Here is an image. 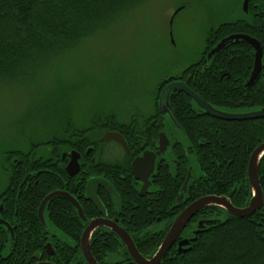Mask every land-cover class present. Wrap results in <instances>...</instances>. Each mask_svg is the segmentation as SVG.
<instances>
[{
	"label": "trees",
	"instance_id": "obj_1",
	"mask_svg": "<svg viewBox=\"0 0 264 264\" xmlns=\"http://www.w3.org/2000/svg\"><path fill=\"white\" fill-rule=\"evenodd\" d=\"M144 1L0 0V83L32 78L38 62L56 58L108 30L122 15ZM243 1L236 0L237 7L241 8ZM233 34L258 39L264 58V0H250L248 12L243 9L238 18L210 27L200 58L181 73L159 82L154 108L149 112L128 114L127 119L114 114L95 115L85 126L67 119L63 135L50 131L39 142H32L28 150L6 151L1 161L7 184L0 188V204H3L0 217L12 224L15 239L11 244L9 232L0 225V243H4L0 264L39 261L87 264L80 245L87 223L78 209L64 197H56L46 206V218L70 241L52 235L41 223L38 211L48 194L66 190L79 201L88 221L99 216L98 208L85 195L91 177H102L113 184L121 198L120 207L105 190L101 189L99 196L109 215L120 216L137 249L147 258L157 253L172 221L187 201L215 194L229 197L237 207L248 205L252 198L248 165L253 151L264 142V118L223 121L204 111L200 115L190 111V104L195 101L186 93H171L170 105L179 127L196 149L194 162L200 168V173L190 178L181 204L177 200L188 177L191 159L182 143L173 142L171 128L176 126L175 122L159 109L163 89L174 81L187 82L201 98L219 108L264 109V72L252 86L245 85L254 65V49L250 44L242 40L229 43L203 63L222 39ZM108 130L125 136L129 155L124 153L120 160L105 159L104 147L109 142H101L100 137ZM160 131L170 136L176 148L175 154L168 155L174 159L170 166L173 169L158 159L151 188L142 196L130 172L131 161L144 150L157 147ZM89 148L92 152L87 154ZM72 150L82 155V169L75 177L67 175L68 159H63L64 153ZM259 176L264 193V157ZM200 221L203 227L196 233ZM162 223L165 224L160 230H152ZM194 236L196 240L191 241L190 247L179 252L175 244L160 264H264V205L249 217L234 216L220 206L206 207L193 217L180 239ZM47 242H52L55 248L53 255L45 249ZM91 248L99 264H124L131 260L118 235L104 228L93 234Z\"/></svg>",
	"mask_w": 264,
	"mask_h": 264
},
{
	"label": "rangeland",
	"instance_id": "obj_2",
	"mask_svg": "<svg viewBox=\"0 0 264 264\" xmlns=\"http://www.w3.org/2000/svg\"><path fill=\"white\" fill-rule=\"evenodd\" d=\"M241 9L236 0H146L108 30L56 58L38 62L32 78L0 83V188L7 184L1 169L6 151L28 150L50 131L63 135L67 119L85 126L95 115L127 119L128 114L152 110L159 82L197 61L207 30L238 18ZM175 134L187 143L180 130ZM104 151L109 161L123 157L113 142ZM47 226L52 235L69 239L50 219Z\"/></svg>",
	"mask_w": 264,
	"mask_h": 264
},
{
	"label": "water",
	"instance_id": "obj_3",
	"mask_svg": "<svg viewBox=\"0 0 264 264\" xmlns=\"http://www.w3.org/2000/svg\"><path fill=\"white\" fill-rule=\"evenodd\" d=\"M249 2L250 0H244L243 3V9L245 12H248L249 8ZM172 23V21H171ZM244 41L248 44H250L255 49V63L253 70L251 72V76L249 80L246 83V86H250L254 83V81L259 77L262 69L264 68L263 64V48L261 46V43L258 39L251 37L247 34H233L230 35L224 39H222L208 54V57L211 58L214 54L221 51L225 46L232 42H238V41ZM173 91H182L186 93L188 96L193 98L210 116L222 119V120H253V119H259L264 118V109L259 110H253L249 111L247 113H232L227 111L218 110L217 108H214L211 104L203 100L201 97H199L187 84V82L184 81H174L169 83L162 91L160 100H159V109L163 115H169L174 122L176 121V118L173 114L171 105H170V96ZM103 141H115L119 143L123 149H125L127 152H129V146L126 138L117 131H108L102 136ZM170 144V140L166 134V132L160 133V141H159V151L153 152V151H145L143 155L138 156L135 158L132 162V171L134 174V177L143 182V187L141 189V194H145L148 191V188L152 185L151 177L154 174L155 166H156V159L158 155H161L166 151ZM92 152V148H89L87 150V154H90ZM264 156V142L260 144L251 154L249 165H248V176L249 181L253 189V196L250 202V205L247 208L240 209L235 207L231 201L225 197V196H206L201 197L197 200H195L192 204L187 206L173 221L171 224V227L169 228L163 242L161 243L158 252L151 258H146L143 255L140 254L139 250L137 249V246L127 231L120 227L117 222L106 219V216L108 215L107 208L104 205L103 201L98 195V192L100 188H104L110 195V197L118 202V205L120 207L121 205V198L115 189V187L109 182L107 179L102 177H91L88 180V183L86 185L87 190V198L91 200L95 206L98 208L99 212L101 213V217L93 219L87 228L84 230L82 237H81V249L83 252V255L87 261L88 264H98L96 258L93 255L92 248H91V240H92V234L93 232L99 228V226H109L112 229H114L124 241L130 255L133 258V261L128 264H160L162 259L167 255L169 249L175 244L179 236L182 234V232L185 230L191 219L203 208L208 206H222L229 212H231L233 215L237 217H244V216H250L252 215L256 209H260L264 205V194L263 189L260 182V176H259V166L261 159ZM66 157H69V161L67 163V172L70 176L76 175L80 170V159L82 155L76 151L72 150L69 152L64 153L63 159ZM184 184V190H186L188 181ZM183 194L178 198V202L182 200ZM56 197H64L68 201H70L79 211V214L83 220H87L85 213L83 211V208L79 204L76 198L71 196L69 193L65 191H54L47 195L45 199L43 200L40 209H39V215L41 223L44 227L48 229L47 226V220L45 216V210L47 203L56 198ZM0 224H5L8 228V231L10 233V239L11 244H13L15 239V234L10 225L5 222L3 219L0 218ZM203 225V222L200 221L198 227H201ZM49 230V229H48ZM195 240V238L193 239ZM190 243L189 239H184L179 242V251H182V248L184 246L188 245ZM53 244L48 243L46 245V249L48 250V253L50 255L54 254L53 250ZM37 264H55L51 261H42Z\"/></svg>",
	"mask_w": 264,
	"mask_h": 264
},
{
	"label": "flooded vegetation",
	"instance_id": "obj_4",
	"mask_svg": "<svg viewBox=\"0 0 264 264\" xmlns=\"http://www.w3.org/2000/svg\"><path fill=\"white\" fill-rule=\"evenodd\" d=\"M254 49V48H253ZM207 62V58H204L203 59V63H206ZM254 63H255V49H254ZM263 64H264V58H263ZM253 67H254V65H253ZM252 70H253V68H252ZM252 72V71H251ZM264 72V68L262 69V71H261V73H260V75H259V77L254 81V83L260 78V76H261V74ZM250 76H251V74L249 75V78H250ZM253 83V84H254ZM252 84V85H253ZM246 85V84H245ZM252 85H250V86H252ZM194 91V90H193ZM190 97V96H189ZM193 99V98H192ZM203 99V98H202ZM194 100V99H193ZM204 100V99H203ZM195 101V100H194ZM206 101V100H205ZM206 102H208L209 104H211L214 108H217L218 110H222V111H225V109H232V108H225L224 109V107H222V108H219V105H217V104H213V103H211V102H209V101H206ZM191 105V110L190 111H192V112H195V113H197V114H200V115H202V111H204V113H206L208 116H210L196 101H195V104H190ZM196 108H199L200 110H197ZM239 108H241V107H239ZM233 109H237V108H233ZM210 117H212V118H216V117H213V116H210ZM216 119H219V118H216ZM219 120H222V119H219ZM177 121V120H176ZM223 121H229V120H223ZM175 124H176V126L175 127H172L171 128V132H172V137H173V142H175L176 140L178 141V142H180V143H182L183 144V146H184V149H185V151H186V154H187V156H189V158L191 159V162H190V164H189V167H190V169H189V171H188V177H187V179L189 178V180H190V178H192V175H194L195 174V176L196 175H198L199 173H200V168H199V165L197 164V162H196V164H195V162H194V160H196V157L193 155V153L195 154V152L194 151H196V149L194 148V145H192V142H191V140H190V138H189V136L187 135V134H185L183 131H182V129L179 127V125H178V123L177 122H175ZM180 130L183 134H184V136L187 138V143H184L183 141H181L177 136H176V130ZM108 131H115V130H108ZM108 131H106V132H108ZM162 131V130H161ZM160 131V132H161ZM106 132H104L103 133V135L106 133ZM118 132V131H117ZM122 134V133H121ZM102 135V136H103ZM123 135V134H122ZM102 136L100 137V141H101V138H102ZM124 136V135H123ZM125 137V136H124ZM168 138H169V140H170V144H169V146H168V148L166 149V151L164 152V153H162L161 155H158L157 156V159H156V166H155V170H156V167H157V161H158V159L160 160H162L163 161V165L164 166H167L171 171H172V169L173 168H171L172 167V164H174V159L173 160H171V158L168 156L169 155V153H171V154H175L176 153V148L175 147H173V142L171 141V139H170V136L168 135ZM158 141H157V147L155 148H151V149H146V150H144L140 155H143V153L145 152V151H147V150H149V151H153V152H158L159 151V141H160V134H159V137H158V139H157ZM101 142H110V143H115L119 148H120V150H122V152H123V155H124V153H126V154H130V147H129V152H127L125 149H123V147L119 144V143H117V142H115V141H101ZM180 143H179V145H180ZM198 144H204V142H201V141H198ZM128 146H129V144H128ZM140 155H138V156H140ZM137 157V156H136ZM135 157V158H136ZM68 160H67V163H68V161H69V157H66ZM65 158V159H66ZM134 158V159H135ZM133 159V160H134ZM117 160H120V159H117ZM132 162L133 161H131V174L134 176V174H133V172H132ZM195 165H196V167H195ZM171 166V167H170ZM66 168H67V164L65 165V171H66V173H67V175L68 176H70L69 174H68V172H67V170H66ZM199 168V169H198ZM81 169H82V165H81V163H80V170H79V172L76 174V175H78L80 172H81ZM163 169V168H162ZM155 172V171H154ZM76 175H74V176H70V177H75ZM154 175V174H153ZM152 178V177H151ZM136 179V178H135ZM187 179H186V181H187ZM188 180V181H189ZM109 181V180H108ZM185 181V182H186ZM110 182V181H109ZM136 182L138 183L137 185H139V190H140V194H141V189H142V187H143V182L142 181H139V180H137L136 179ZM185 182H184V184H185ZM88 183V182H87ZM112 184V183H111ZM113 185V184H112ZM183 187H184V185H183ZM151 188V186L148 188V190ZM101 189H103V190H105L104 188H100V190ZM187 189H188V185H187ZM187 189L182 193V190H183V188H182V190H181V194H186V192H187ZM100 190H99V192H100ZM106 191V190H105ZM99 192H98V195H99ZM107 192V191H106ZM148 192V191H147ZM147 192L143 195V194H141L142 196H145L146 194H147ZM108 193V192H107ZM109 194V193H108ZM119 194V193H118ZM86 198H87V190H86ZM210 195H215V194H210ZM210 195H205V196H210ZM215 196H219V195H215ZM202 197H204V196H202ZM227 197V196H226ZM201 198V197H200ZM229 200H230V198L229 197H227ZM88 199V198H87ZM197 199H199V198H197ZM196 199V200H197ZM89 200V199H88ZM89 201H91V200H89ZM195 201V200H194ZM193 201V202H194ZM231 201V200H230ZM92 202V201H91ZM185 202H186V200H185ZM188 202V201H187ZM186 202V203H187ZM193 202H188L187 204L185 203V207L184 208H186L188 205H190L191 203H193ZM93 203V202H92ZM180 203L182 204L183 202H182V200L180 201ZM231 203H232V201H231ZM233 204V203H232ZM234 205V204H233ZM235 206V205H234ZM237 207V206H236ZM223 208V207H222ZM204 209V208H203ZM203 209H201L199 212H201ZM225 211H227L228 212V210H226L225 208H223ZM0 210H3V204H0ZM198 212V213H199ZM86 216V215H85ZM102 215L100 214L99 216H97V217H94V218H92V219H90L89 221H87L86 223H87V225H88V223L90 222V221H92L93 219H96V218H99V217H101ZM87 217V216H86ZM1 218V217H0ZM1 219H3V218H1ZM88 219V218H87ZM107 219H110V220H113V221H115V222H117V224L120 226V227H123L124 229H126L127 230V228H125L123 225H122V223H121V220H120V216H118V215H115V214H111V215H107ZM159 219V218H158ZM193 219V218H192ZM191 219V220H192ZM4 221H7V220H5V219H3ZM84 221V220H83ZM174 221V220H173ZM173 221H172V223H173ZM8 222V221H7ZM171 223V224H172ZM9 224L11 225V227H13L12 226V224L9 222ZM165 223H162V224H160V225H155V226H153V228H152V230H154V229H156V230H160L162 227V225H164ZM2 227H4V228H6L7 229V231H8V228L6 227V225L5 224H0ZM87 227V226H86ZM85 227V228H86ZM170 227H171V225H170ZM169 227V228H170ZM99 228H104V229H107L109 232H110V234H112V233H114L115 234V236H117L118 234L117 233H115V231L113 230V229H110V228H108V227H99ZM98 228V229H99ZM13 229H14V227H13ZM85 230V229H84ZM84 230H83V232H84ZM169 230V229H168ZM128 231V230H127ZM155 231V230H154ZM196 231V230H195ZM9 232V231H8ZM168 232V231H167ZM10 234V233H9ZM83 234V233H82ZM167 234V233H166ZM182 235V234H181ZM180 235V236H181ZM130 236H132L131 235V233H130ZM180 236H179V239L178 240H182V239H180ZM118 237L121 239V241H122V243L125 245V243H124V241L122 240V238L120 237V235H118ZM132 238H133V236H132ZM186 239V238H185ZM65 241H70V239H67V240H65ZM3 243V242H2ZM2 243H0V249H2ZM4 244V243H3ZM5 245H6V243H5ZM54 247V246H53ZM125 247H126V245H125ZM4 248H5V246H4ZM55 249V248H54ZM126 249H127V247H126ZM4 250H6V249H4ZM47 250V249H46ZM127 251H128V249H127ZM6 252V251H5ZM129 252V251H128ZM141 253V252H140ZM130 254V253H129ZM130 257H131V260H126V262L124 263V264H128V263H130V262H132L133 261V258H132V256L130 255ZM85 258V257H84ZM86 260V259H85ZM87 262V261H86ZM88 264V263H87Z\"/></svg>",
	"mask_w": 264,
	"mask_h": 264
},
{
	"label": "bare ground",
	"instance_id": "obj_5",
	"mask_svg": "<svg viewBox=\"0 0 264 264\" xmlns=\"http://www.w3.org/2000/svg\"><path fill=\"white\" fill-rule=\"evenodd\" d=\"M214 55H215V54H214ZM211 58H212V57H211ZM208 59H210V58L208 57ZM191 90H193V89H191ZM194 92H195V91H194ZM195 93H196V92H195ZM196 94H197V93H196ZM197 95H198V94H197ZM198 96H199V95H198ZM199 97H200V96H199ZM171 108H172V107H171ZM172 111H173V108H172ZM173 114H174V111H173ZM174 116H175V114H174ZM175 118H176V116H175ZM176 120H177V118H176ZM177 122H178V121H177ZM102 138H103V137H102ZM102 138H101V141H103ZM137 157H138V156H137ZM137 157H136V158H137ZM263 157H264V156H263ZM259 167H260V166H259ZM132 172H133V171H132ZM248 177H249V176H248ZM250 185H251V184H250ZM186 189H187V188H186ZM251 189H252V186H251ZM262 189H263V188H262ZM56 191H58V190H56ZM60 191H65V192L69 193V192L66 191V190H60ZM184 191H185V190H184V187H183L182 193H183ZM53 192H54V191H53ZM51 193H52V192H51ZM69 194H70L71 196H73L71 193H69ZM263 194H264V193H263ZM48 195H49V194H48ZM210 196H215V195H210ZM252 196H253V189H252ZM73 197H74V196H73ZM99 197H100V196H99ZM204 197H206V196H204ZM225 197H226V196H225ZM74 198H75V197H74ZM44 199H45V198H44ZM44 199H43V200H44ZM77 201H78V200H77ZM42 202H43V201H42ZM42 202H41V204H42ZM78 202H79V201H78ZM250 202H251V200H250ZM250 202H249V204H248L245 208H247V207L250 205ZM47 204H48V203H47ZM79 204H80V203H79ZM191 204H192V203H191ZM80 205H81V204H80ZM40 206H41V205H40ZM46 206H47V205H46ZM188 206H189V205H188ZM81 207H82V206H81ZM220 207H222V206H220ZM235 207H236V206H235ZM223 208H224V207H223ZM237 208H238V207H237ZM39 209H40V207H39ZM184 209H185V208H184ZM184 209H183V210H184ZM240 209H244V208H240ZM257 210H259V209H256L255 212H254L253 214H255V213L257 212ZM45 211H46V210H45ZM228 212H229V211H228ZM229 213L232 214L231 212H229ZM38 214H39V211H38ZM253 214H252V215H253ZM232 215H233V214H232ZM252 215H250V216H252ZM234 216H235V215H234ZM244 217H249V216H244ZM86 218H87V217H86ZM39 219H40V215H39ZM106 219H107V216H106ZM40 221H41V220H40ZM84 221H85V220H84ZM87 221H88V219H87L85 222H87ZM5 222H7V221H5ZM90 222H91V221H90ZM90 222H89V223H90ZM7 223L9 224V222H7ZM89 223H88V225H89ZM9 225H10V224H9ZM88 225H87V226H88ZM6 227H7V226H6ZM10 227H11V225H10ZM99 227H103V226H99ZM104 227H108V228L112 229V228L109 227V226H104ZM11 228H12V230L14 231L13 227H11ZM86 228H87V227H86ZM86 228H85V229H86ZM122 228H123V227H122ZM97 229H98V228H97ZM97 229H96V230H97ZM96 230H95V231H96ZM113 230H114V229H113ZM125 230H126V229H125ZM95 231L93 232V234L95 233ZM114 231H115V230H114ZM126 231H127V230H126ZM115 233H117V232L115 231ZM127 233L130 235V233H129L128 231H127ZM14 234H15V231H14ZM63 234H64V233H63ZM93 234H92V236H93ZM117 234H118V233H117ZM118 235H119V234H118ZM57 237H58V236H57ZM120 237H121V236H120ZM58 238H59V237H58ZM121 238H122V237H121ZM59 239H60V238H59ZM178 239H179V238H178ZM178 239H177V241L180 242L181 240H178ZM61 240L65 241V239H61ZM182 240H184V239H182ZM177 241H176V242H177ZM48 243H52V242H47V243L45 244V249H46V245H47ZM177 246H178V245H177ZM185 247H186V246H184V248H182V251L186 249ZM171 248H172V247H171ZM171 248H170V249H171ZM170 249H169V251H170ZM178 249H179V246H178ZM53 250L55 251L54 248H53ZM169 251H168V252H169ZM157 252H158V251H157ZM179 252H180V251H179ZM82 253H83V252H82ZM140 254H141V253H140ZM167 254H168V253H167ZM141 255H142V254H141ZM83 256H84V255H83ZM144 257H145V256H144ZM146 258H147V257H146ZM96 260H97V259H96ZM40 262H42V261L36 262V263H34V264H37V263H40ZM97 262H98V261H97ZM55 264H56V263H55ZM98 264H99V263H98Z\"/></svg>",
	"mask_w": 264,
	"mask_h": 264
}]
</instances>
